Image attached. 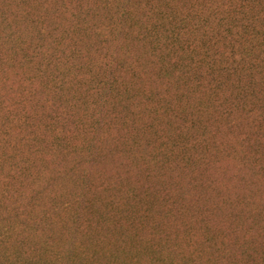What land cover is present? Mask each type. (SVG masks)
I'll list each match as a JSON object with an SVG mask.
<instances>
[{"label": "rangeland", "instance_id": "rangeland-1", "mask_svg": "<svg viewBox=\"0 0 264 264\" xmlns=\"http://www.w3.org/2000/svg\"><path fill=\"white\" fill-rule=\"evenodd\" d=\"M150 14L0 0V198L11 180L29 264H264V85L231 112L229 89L181 92L152 59Z\"/></svg>", "mask_w": 264, "mask_h": 264}, {"label": "trees", "instance_id": "trees-1", "mask_svg": "<svg viewBox=\"0 0 264 264\" xmlns=\"http://www.w3.org/2000/svg\"><path fill=\"white\" fill-rule=\"evenodd\" d=\"M155 1L159 0H146L151 14L143 36L152 43V59L166 67V77L176 78L181 92L187 93V86L191 93L193 86L199 91L198 97L206 91L221 101V94L229 89L233 95L226 99L229 112L240 100L253 99L258 94L264 85V0H239L237 4L232 0H178L158 6ZM58 51L49 57L61 62ZM88 78L98 88L106 83L91 71ZM63 83L64 78H60L56 87ZM262 94L264 90L257 96L261 101L258 108L264 110ZM10 181L0 198V264H29L12 240L22 213L20 203H14L10 210L4 204ZM40 261L33 256L30 264Z\"/></svg>", "mask_w": 264, "mask_h": 264}]
</instances>
